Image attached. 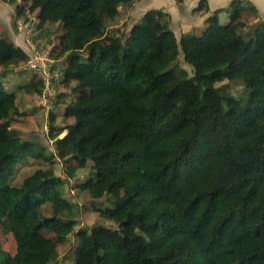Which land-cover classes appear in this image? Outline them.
Returning <instances> with one entry per match:
<instances>
[{"label":"trees","instance_id":"trees-1","mask_svg":"<svg viewBox=\"0 0 264 264\" xmlns=\"http://www.w3.org/2000/svg\"><path fill=\"white\" fill-rule=\"evenodd\" d=\"M20 1L19 15L62 27L60 82H73L74 97L63 117L73 124L52 129L54 156L90 164L76 189L109 196L111 207L96 212L116 225L80 230L74 264H264V22L241 21L254 8L233 0L228 23L216 10L177 44L160 9L127 32L111 25L134 0ZM195 11H208L206 1ZM25 61L22 48L0 37V66ZM224 81H240L245 96L222 91ZM41 86L33 78L19 89L40 94ZM19 114L15 92L0 84V227L6 216L21 264H61L46 235L64 244L74 224L63 216L70 205L60 180L47 168L8 183L20 160L44 157L11 131ZM0 264H17L1 245Z\"/></svg>","mask_w":264,"mask_h":264},{"label":"rangeland","instance_id":"rangeland-1","mask_svg":"<svg viewBox=\"0 0 264 264\" xmlns=\"http://www.w3.org/2000/svg\"><path fill=\"white\" fill-rule=\"evenodd\" d=\"M133 3V2H132ZM121 6L119 15L111 23L112 26L119 28L122 32L130 30L135 24L136 19L133 17V4ZM0 1V37H8L14 34L17 37V44L26 54V61L20 63L17 67L0 66V84L9 91L16 94V105L19 115L13 117L11 131L14 135L22 140L36 143L43 148L44 157L26 156L16 164L15 171L8 181L11 186H19L22 181L38 169L50 168L54 171L55 176L60 180L57 189L59 194L69 203V207L63 209V216L73 220L72 227L66 231L67 241L64 244L56 241L52 233H46L56 242L58 261L61 264H74V251L78 244V232L80 230L89 231L93 226H106L115 228L116 225L103 219L96 212V209L111 207L108 203V197L92 199L87 194L80 192L76 186L91 176L90 164L85 168H77L75 162H66L58 160L54 156L53 140L50 139L52 129L64 128L73 124V119L63 117L66 105L74 97L71 93V82L64 86L61 81L62 68L64 67V56H58L59 36L62 34V27L58 23H47L41 27L38 25L37 13L28 14L26 11L22 15L17 13L16 6L24 7V3L18 0L17 5H9ZM18 7V8H20ZM245 25L249 27L247 18L244 19ZM224 22H222L223 24ZM245 32L248 28L244 29ZM179 30H176V43L179 42ZM11 41L12 39L9 38ZM13 42V41H12ZM14 43V42H13ZM16 43V41H15ZM14 43V44H15ZM18 46V45H17ZM37 52L38 58L47 57L51 63V68L47 71L48 76L54 74L59 79L54 81L50 90H47L44 75L32 71L29 62L35 57ZM49 63V65H50ZM177 63L185 69L190 75L192 69L183 61L182 54L179 53ZM33 78L42 81L41 93H27L19 89L20 85L31 82ZM35 80V79H34ZM224 92L230 93L235 97L245 96L246 90L240 81H224L218 84ZM50 114L54 122H50ZM64 135L61 134V136ZM45 215H51L52 207L46 206L43 210ZM7 217L3 218V225L0 227V245L2 250L7 252L12 261L21 264L17 256V248L12 233L6 225Z\"/></svg>","mask_w":264,"mask_h":264},{"label":"crops","instance_id":"crops-1","mask_svg":"<svg viewBox=\"0 0 264 264\" xmlns=\"http://www.w3.org/2000/svg\"><path fill=\"white\" fill-rule=\"evenodd\" d=\"M201 0H134L133 1V17L136 19L135 23L142 17V15L148 10L160 9L167 13L170 18L169 26L173 31L176 38V30H179V37L185 33L199 34L205 29V21L209 15L216 10L221 11L218 15L219 23H228L230 14L225 11L233 0H205L208 11H195ZM245 4L254 8V12L251 10H244L242 13L241 21L245 23V17L249 22V26L254 25L258 21L264 22V0H241ZM5 5L6 4H2ZM133 26V25H132ZM131 29V28H130ZM12 41L17 44V37L12 34L8 35Z\"/></svg>","mask_w":264,"mask_h":264},{"label":"built area","instance_id":"built-area-1","mask_svg":"<svg viewBox=\"0 0 264 264\" xmlns=\"http://www.w3.org/2000/svg\"><path fill=\"white\" fill-rule=\"evenodd\" d=\"M38 56H40V55H38L36 52L35 55L33 56V57H35L34 60L32 59L29 62V67L32 71H36V72L44 75L46 88H47V90H50L54 81L59 79V76L56 74H54L52 76H48L47 71H49V68H51V63L48 61L47 57L44 59H40V58H38ZM49 63H50V65H49Z\"/></svg>","mask_w":264,"mask_h":264}]
</instances>
